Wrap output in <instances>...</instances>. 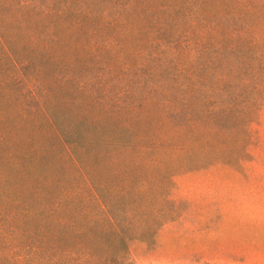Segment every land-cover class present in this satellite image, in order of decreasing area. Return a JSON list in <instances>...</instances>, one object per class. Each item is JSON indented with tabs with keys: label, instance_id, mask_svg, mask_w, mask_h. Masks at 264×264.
<instances>
[{
	"label": "rangeland",
	"instance_id": "374dc122",
	"mask_svg": "<svg viewBox=\"0 0 264 264\" xmlns=\"http://www.w3.org/2000/svg\"><path fill=\"white\" fill-rule=\"evenodd\" d=\"M195 8L0 0V208L64 196L79 168L99 228L111 210L149 230L131 264H264V41L200 40Z\"/></svg>",
	"mask_w": 264,
	"mask_h": 264
},
{
	"label": "trees",
	"instance_id": "16d2710c",
	"mask_svg": "<svg viewBox=\"0 0 264 264\" xmlns=\"http://www.w3.org/2000/svg\"><path fill=\"white\" fill-rule=\"evenodd\" d=\"M25 3L19 5V10L25 8ZM194 5L196 17L202 11L211 14L210 20L195 22L193 33L200 40L240 39L250 45L248 37L252 43L264 41V0H194ZM260 54H264V48ZM48 120L56 129L54 136L69 151L72 144H67L54 121ZM76 174L80 183L68 187L62 197L45 195L37 209L26 208L18 213L17 205L15 212L7 213L0 208V240L8 238L0 248V264H131L129 242L144 240L149 230H116L117 220L111 210L102 211L104 228H99L100 215L91 206L101 204L102 190L79 168ZM13 204L16 207L17 202ZM18 217L23 227L16 225ZM29 222H34L35 228L28 227Z\"/></svg>",
	"mask_w": 264,
	"mask_h": 264
}]
</instances>
